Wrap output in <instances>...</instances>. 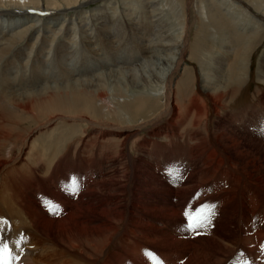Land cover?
Segmentation results:
<instances>
[{
    "label": "bare ground",
    "instance_id": "bare-ground-1",
    "mask_svg": "<svg viewBox=\"0 0 264 264\" xmlns=\"http://www.w3.org/2000/svg\"><path fill=\"white\" fill-rule=\"evenodd\" d=\"M44 1L45 3L42 0H0V109L4 110L8 107L10 112L6 111L5 114L0 112V139L8 138L1 126L4 124L16 126L23 117L31 115L38 107L52 114L65 113L67 105L90 108H83L86 112L96 109L94 101L102 104L107 102L108 105L106 92L115 91L120 80H122L120 84L122 88L116 90L118 93L116 97L124 99L125 102L128 99L129 101L116 108V117H126V123L110 127L115 131L114 134L110 135L109 128L103 127L100 123L88 122V125H91L90 129H96L83 143H86L85 148L91 145V157L87 154L86 156L93 161L86 159L81 153L78 162L85 165L105 164L106 169L102 166V171L95 172L94 177H87L77 194L68 193L58 198L56 193L59 192L51 193L49 196L53 200L49 201L50 204L49 202L44 206L38 203L34 206L31 204L29 191L32 189L38 191L35 188L38 185L35 183L39 180L48 181L49 178L56 177L59 169L57 162L50 163L46 172L47 177L39 176L42 170L39 162L34 173H31L32 176L34 175L31 180L24 182L28 178L23 177L21 186L10 183L8 188L4 189L9 193L12 191V196L14 195L11 197L14 203L11 208L9 206L11 203L4 202L5 198L1 202L7 207L0 204V243L8 239L16 241L14 244L7 243L11 252L10 264H20L22 259L30 264H153L147 254L157 257L162 264H264L262 157L243 145L245 140L238 136L239 132H228V126L215 129L212 122L206 123L208 117L220 116L221 110L224 109L223 99L227 94H218L215 98L213 93L225 91L232 96L235 95L240 91V85L247 82L250 76L249 67L246 65L241 67V72L237 73V75L242 74L241 82L236 78L234 81L237 83L223 82L226 79H223V76L232 73H229L228 69L225 70V66L219 68L220 79L217 78L215 82L208 76L205 81V100L210 104L208 110L203 108L202 100L198 95H193L192 100L186 103L182 114L179 105L174 104L171 108L168 105L150 118L152 125L149 128L152 129L150 130L152 133L149 140L141 139L139 135L143 131V122L137 123L145 120L134 121L131 115L142 113L147 101L155 100L160 92H165L167 89L173 91L171 89L173 75L183 63L186 45L176 46L177 43L174 42V49L171 45L169 52L163 47L166 50L164 52H167L163 57L160 56L161 58H157L156 61L152 58L154 61L149 63L146 61L148 64L145 66L135 65L139 57L129 58L123 41H120L122 36L126 35L125 28L109 22L105 25H94L99 24H92L94 20L100 19L99 12L94 14L95 10H93L83 14V11H76L82 9L81 5L89 0ZM235 1L240 3L242 0ZM235 1L217 2L224 5ZM105 2V4L110 3L109 0ZM243 3L248 4L249 8L241 7L242 9L236 12L232 9V14L238 13L246 17L248 22L252 20L253 22L250 26L246 24L239 28L240 32L246 35L243 36L244 39H240L264 36V12L259 20L253 18L254 16L249 12L264 11V5L244 1L242 6ZM32 11H37L38 14H30ZM69 11H76V14L68 15ZM223 16L215 14L213 25H217L219 36L231 38L232 33H229L232 34L229 37L225 36L231 25H226ZM59 21L63 22L59 23ZM147 22L143 24L146 26ZM131 26L133 28L131 32L136 30L132 34L136 35L140 25ZM184 26L189 32L188 22ZM211 27L208 26L212 29ZM201 31L204 35L208 30L201 28ZM247 32L253 33L248 35ZM148 34L152 36L153 31L149 30ZM181 40L180 38L179 42ZM168 42L173 43L172 40ZM149 45H141L146 49L145 54L156 53V49H152V45ZM203 47L204 45L199 42L194 45L193 50L200 51ZM233 48L230 49L231 52ZM112 50L119 55L112 57ZM250 55L244 62H252L254 56ZM91 60L95 61V66H88ZM107 60L116 63L122 76L114 84L110 78L116 71L99 70L108 65ZM122 63L128 67H119L118 65ZM261 67L262 70L259 67V78H264V59ZM232 75L236 76V74ZM28 76L31 78L28 79ZM75 76L79 79H75ZM146 78L149 79L146 83L139 82ZM245 89L248 93V87ZM149 95L151 98L147 97ZM179 99L178 95L176 103ZM79 111L83 112L80 109ZM192 113L195 114L191 119L195 122V126L193 124L183 128L185 117ZM13 114L15 116H12ZM75 114L79 115V113ZM202 116L206 117L205 126L203 120H199ZM63 119L68 118H60ZM77 119L83 121L84 118ZM167 119L171 122L166 123L167 126L162 128L161 124ZM193 126L195 129L192 128ZM106 129L108 131H105ZM68 138L72 139L66 137L65 142ZM244 138L246 139V136ZM141 141L143 142L140 145H135L139 148L137 152L141 149L147 150L149 156L150 153L157 152L156 164H160L159 160L164 162L171 157L169 160H172V163L176 162L175 164L182 167L172 184L161 183L162 178L166 180L163 176L154 177L159 181L147 179H152L151 172L148 170L144 173L142 171L144 168L141 167L143 161L133 157L132 152L128 151L131 143L137 144ZM26 143L27 140L24 139L19 154L10 163L19 160ZM70 158L64 151L60 159L61 163L63 165L70 163ZM7 161H0V164L6 166L9 164ZM115 165L117 170L124 167V172L129 174L128 189L122 188L121 184L113 183L117 172L114 171ZM36 178L39 180H35ZM161 189L170 195L169 198L162 202L152 200L154 198L150 196V192L156 193ZM180 192H185L183 197L179 195ZM109 196L115 198L114 203L111 204ZM126 197L129 199L127 200ZM138 197L143 199L137 202ZM6 198L9 196L6 195ZM145 203L149 208L144 205ZM55 205L59 208L54 214L49 211V207ZM183 205H186L187 210L189 209L190 215H194V210L204 209L203 227L195 231L188 227L181 233L166 232L164 229H168V226L162 221L160 212L165 214L166 211L174 212ZM196 234L199 238L195 237ZM23 252L25 254L19 260V254Z\"/></svg>",
    "mask_w": 264,
    "mask_h": 264
},
{
    "label": "rangeland",
    "instance_id": "rangeland-1",
    "mask_svg": "<svg viewBox=\"0 0 264 264\" xmlns=\"http://www.w3.org/2000/svg\"><path fill=\"white\" fill-rule=\"evenodd\" d=\"M42 1L45 3L44 0ZM105 1L106 0H95V1L89 0L87 3L81 5L82 9L76 11L78 12L83 11L84 12L83 14H87V12L89 11L93 12V10H95L96 12V13L94 12V14H97L99 12V15H101L99 16L100 19L94 20L95 22L94 21L92 22V24L94 23H99V24H94V25H105L106 22H109L110 24L113 23V25H116L117 27L125 28L126 35L122 36L120 41H123L122 42L123 46L127 50V56H129V58H135L137 56L139 57L135 65L142 64L143 66H145L151 61L154 60L156 61L157 58H161L164 56L165 53L169 52L168 49L171 48L170 47L171 45H172V49H174L173 44L175 43H177L176 46L182 44V46L185 47L186 45L183 63H181L179 69L173 75L172 88H171L173 91L167 89L165 92H160L155 100L147 101L145 105V109L142 113L131 115V118L134 121L145 120V121H140L137 124L143 122V126L148 127L144 129V127L142 126L143 131L140 132L139 137L141 139L144 138L146 140H149L150 134L152 133V131H150L152 129L149 128L152 125L150 118L156 115V112L163 110L168 105L171 108L175 104V105H179L178 108L182 110L181 112L182 114L184 112L183 110L184 106L186 105L187 102L192 100L193 95H198L202 100L203 108L208 110L210 108V104L207 100H205L206 91L204 90L205 81L207 80V77L208 76L209 78L211 77L212 81L216 82L217 78L220 79L219 77L221 74L220 69L225 66V70L228 69L229 73L236 74V76L227 73V76H223V79L226 78L223 80V82L228 81L230 83H237L236 81H234L236 78L237 80H239V82H241L242 74L237 75V73L241 72L240 70L241 67L246 65V67H249V70L248 69L247 70L250 73V76L247 79L246 83H242L240 85V91L235 93V95L233 96L230 95V93H225V91L213 93V95H215V98L217 97L218 94L220 95L227 94V96L223 99L224 109L221 110L220 116L219 115L214 117L212 116L211 118L208 117L207 121H206V117L202 116L199 120L200 121L203 120L202 122L204 126L206 123L212 122L215 129L216 128L222 129L228 126L229 127L228 132L230 131L239 132L238 136L240 138L242 137L245 140V143H243V145L246 146L247 149L249 148L251 152H255V154L262 157L261 158L262 162H264V83H263L264 78H259L260 77L259 67L262 70L261 64L263 63V59H264V38L261 37L264 36L262 35H259L258 37L248 36L249 38H247L246 40H241L240 38H243V36L246 37V35L240 32L239 28L241 29L242 25H246V24L250 26L253 20L248 22V19H246V17H242L238 13H236L237 15L232 14L233 12L232 9H234L236 12L237 10H241L242 9L241 7L249 8L248 4L246 3H243L244 6H242V2L244 1L245 2L249 1L252 3L264 5V0H242V1L240 0L241 1L240 3L234 0L235 3L234 2L225 3L224 5L221 4L220 2H217L219 0H109L110 3L107 2V4H105L106 3ZM237 5H239L240 7ZM188 10L190 13L188 12ZM76 11H69L68 15L71 14L74 15V13L76 14ZM249 12L252 16H254L253 18L255 19L258 18L259 20L263 16L262 14L264 11L260 10L259 12L258 11L257 12L249 11ZM34 13L38 14L37 11L30 12V14L36 15ZM215 14L224 15L223 17L226 21V25H231V28L225 34V36L228 37L233 34L231 38H226L224 36L221 37L218 35L217 25H213V19ZM62 22L63 21H59V23ZM146 22L147 25L145 26V24L143 23ZM187 22L188 25H190L189 32H187L184 29L185 27L184 25H186ZM131 25H140L138 31L136 32V35L132 34L136 30H133L131 32V30L133 29ZM208 26H212L211 27L212 29L208 28ZM109 28H111V25L109 26ZM201 28H205L208 31L203 35ZM149 30L153 31L152 36L148 34ZM244 33H246V31ZM251 33L247 32L248 35ZM180 38L182 39L181 42H179ZM171 40L173 42L172 44L168 42ZM149 41H151L152 44L149 45ZM199 42H201L204 45L203 49L200 51L193 50L194 45L198 44ZM141 45L142 46L152 45L151 48L156 49V53L153 54L150 53L149 55L145 54L146 49L144 47H141ZM229 45L232 48L235 47V49L233 48L234 50L232 52H231L232 48ZM163 47L167 48V52H164L166 50ZM141 49L144 50L142 51ZM116 54L118 53H115V51L112 50L111 56L113 57ZM141 54L142 56L140 57ZM250 54H253L254 56L252 62L251 63L244 62L245 58ZM249 60L250 57L248 61ZM90 62L91 63H89L88 66L96 65L94 60H91ZM108 62L109 63L107 66H103L99 70L102 71L110 70L112 72L116 71V73L111 74V78H110V81L113 82L114 84L118 79L122 78V76H120L119 74L120 70H118L116 63L114 61H108ZM96 63H98V61H96ZM142 65L140 67H142ZM118 66L126 67L127 65L122 63L119 64ZM209 70L211 72H209ZM89 76L90 75H87V77ZM87 77H83V78H87ZM27 78L30 79L31 77L28 76ZM75 79H79V77L75 76ZM148 80L146 78V79H142L139 82L143 84L146 83ZM121 82L122 80H120V84ZM120 84L117 85L118 86L116 87L117 89L114 88L115 91L112 92L109 91V93L106 92V97L108 98L107 99L108 105L107 102L102 104L99 101H94L93 104L96 106L95 110L86 112L84 109H90V108L67 105L65 113L56 112L49 114L47 112H44L42 109L38 107L33 110L31 115H28L27 117H23L22 120L18 122V124H16V126H10L9 124H4L3 126H1V128L3 127L2 131L5 132L8 138L0 139V161L8 160L9 164L6 166L5 165L2 166L0 164V190L2 192L0 194V204H4L3 206L7 207V205L5 204L7 202V203H11L9 204L10 208L13 206L14 204L13 199H11V197H14V195L12 196L13 192L9 190L10 191L9 193L7 192L8 190L5 191L4 189L5 188L7 189L10 183L21 186L20 183L23 182L22 180L23 177L28 178L27 180H24V182H28L29 180H31V178L34 176V175L32 176V174L36 170L37 164L39 162H41L42 165V170L39 172V176H41L42 178H45L44 175L47 177L46 172L47 169L50 167L51 162L53 164L57 162L59 165V169H57L58 173L56 174V177L54 179L49 178L48 181L39 180V178L35 179V180L37 179L39 180V181L37 180L38 182L36 181L38 184L35 183L36 185H38L35 186V188H37L38 191H36L35 189L29 191V199L32 201L31 204L33 206L37 203L44 206L49 201L53 200L49 196V194L51 193L59 192L60 194L56 193L58 194L57 196L58 198L65 196L68 193L71 194V192L67 190V186L71 185L72 183L71 181H73V178L77 180L80 188L81 184L87 180L86 179L87 177L89 176L90 178L94 177L96 173H99L100 170L102 171V166L104 167L103 169H106L105 167L106 165L105 164L102 165L100 163H95V164L91 163L92 165L90 164L85 165L80 161L78 162V157L79 154L82 153V155L86 157V159L91 160L87 158V156L91 157L90 155L92 154L91 153L92 147L90 145V147L88 146L89 148L88 147L85 148L86 143H83V141L87 140V138L89 139V137L93 135L92 133L96 128L90 129L91 125L90 124L88 125V122L89 123L97 122L102 124L103 127L109 128L108 130L110 132V135L115 133V131H113L110 127H114L122 123H126L125 122L126 117L117 118L115 115L117 114L116 108L121 107L124 103L127 104L129 101L128 99V101L125 102L124 99L116 97V95L118 96L116 90H120L118 88H122V85ZM246 87H248L249 89L248 93L245 89ZM198 91L199 94L202 93V95L200 94L201 96L198 94ZM178 95L180 96V99L179 102L176 103ZM172 96H173V101H172ZM147 97L151 98L150 95ZM120 100L122 101V103ZM79 109L82 110L83 112L79 111ZM6 111L9 112L8 107L7 109L5 108L4 110L0 109V112H3V114H5ZM74 112L79 113V115L75 114ZM93 112H95V114H93ZM192 115L195 116V114L192 113L185 117V120L187 122L184 120L185 125L182 126L183 128H187V126H191L193 124L195 126V122L191 120ZM12 116H15V114H13ZM176 116H177V112H176ZM60 118H66V119L68 118V119L60 120ZM77 118H84V119L83 121H79ZM164 122L161 124L162 128H165L167 126L166 123L171 121L167 119V121L164 120ZM194 126L192 128L195 129ZM146 129L148 130L146 131ZM108 130L106 129L105 131ZM200 130L202 131V127ZM83 132L84 134H82ZM244 136H246V139L244 138ZM66 137H72V139L70 140V138H68V140L65 142L64 139H66ZM24 139L27 140V143L25 149H23L21 157L19 158L18 161L10 163L11 160H13L19 154L20 152L19 150L21 149V145ZM142 142L143 141L137 144L131 143L128 151L132 152L133 157H137L139 160L143 161L144 164L142 163L141 167L144 168L142 169L144 173H146V171L148 170L151 172L152 179L151 178H147V179L149 181H156L158 180V178H154L156 175L159 177L163 176L166 180L162 178L160 181L161 183H164V185H167V183L172 184V182H174L175 179L180 174L182 167L178 164H175L176 162L174 161H173L174 163H172V160H169V158L171 157H168V159L166 160L167 162L166 161L161 162V160H159L160 164L159 165L156 164L157 159L155 155L157 152L150 153L151 154L150 156L148 153L149 151L147 150L144 151L141 149V151L137 152L138 147L136 146L140 145ZM64 151H66L67 157H71L69 160L70 163H67L66 165H63L60 160L62 153ZM73 161L75 163H73ZM165 162L166 164H164ZM116 170L117 167L115 165L114 171L116 172ZM162 171L165 174L162 173ZM27 174L30 175L28 176ZM128 175L129 174H126L124 172V167H122L121 169L117 170L114 176L115 178L113 183L121 184L122 188L126 187V189H128L130 187V184L128 183V177H129ZM48 182L50 186H48L49 185ZM48 189L51 190L52 192H49ZM175 191H177V188L175 189ZM61 193L64 195H62ZM184 193L185 192L182 193L180 192L179 195L183 197ZM90 194L93 193L90 192ZM155 194L156 196L158 195L159 197L158 196L154 197ZM166 194L167 193H165L163 189L156 191V193L150 192V196L154 198L152 200L159 202H162L166 198H169L170 195L169 194L166 195ZM6 195H8L9 198H6ZM3 198H5L6 200L4 201L5 203L1 202ZM109 198L111 200V204L114 203L115 198L112 196H109ZM126 198L127 200L129 199L128 197ZM141 199L143 198L138 197L136 200L137 202H140ZM156 203L158 204V202ZM144 205L149 208V205L147 203H145ZM121 206L125 208L124 205ZM185 212H189V209L187 210L186 205H183L180 208L178 207L177 210L174 212L166 211V214L164 212H160L162 214L160 216L163 219L162 221H165V223L168 226V229H164V230H166V232L172 231V233H181L187 230L188 219L185 216ZM170 214H172V216H170ZM137 217H140V215H138ZM155 227L156 226H152V228L158 229V227L156 228ZM19 237L21 238V235ZM195 237L199 238L197 237V234L195 235ZM16 239L17 236L15 237V240ZM11 240L8 239L4 242L11 244H14L16 242L14 241V239ZM18 249H20L19 245H18ZM24 252L19 254L18 257L19 260L22 258L23 254H25ZM20 264H30V262L22 259Z\"/></svg>",
    "mask_w": 264,
    "mask_h": 264
},
{
    "label": "snow or ice",
    "instance_id": "snow-or-ice-1",
    "mask_svg": "<svg viewBox=\"0 0 264 264\" xmlns=\"http://www.w3.org/2000/svg\"><path fill=\"white\" fill-rule=\"evenodd\" d=\"M67 190L71 192V194L75 195L79 191V184L75 178L71 185L67 186ZM50 204V202H49ZM59 206L55 205L49 207V211H52L54 214L56 210H58ZM204 209L194 210V215H190L188 212H185V216L187 217L189 223V229L195 231L196 229L203 227V219L202 216ZM195 217V218H194ZM149 258L153 261V264H162V262L152 254H147ZM11 260V252L9 250L8 244L6 242L0 243V264H10Z\"/></svg>",
    "mask_w": 264,
    "mask_h": 264
}]
</instances>
